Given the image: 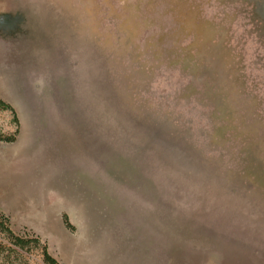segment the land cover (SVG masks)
Segmentation results:
<instances>
[{"label":"rangeland","instance_id":"374dc122","mask_svg":"<svg viewBox=\"0 0 264 264\" xmlns=\"http://www.w3.org/2000/svg\"><path fill=\"white\" fill-rule=\"evenodd\" d=\"M0 99V264H264V0H0Z\"/></svg>","mask_w":264,"mask_h":264},{"label":"trees","instance_id":"16d2710c","mask_svg":"<svg viewBox=\"0 0 264 264\" xmlns=\"http://www.w3.org/2000/svg\"><path fill=\"white\" fill-rule=\"evenodd\" d=\"M0 110H9L13 115V119L16 121V115H15L14 110L1 99H0ZM5 140L8 142H12L14 140V137H8ZM0 229H1V232L6 234V236L12 243V245L17 249L29 250L30 245L35 246V247H40V242L38 239H28V238L16 236L9 229V227L5 225L4 220L3 222H0ZM41 253H42L43 261L45 264H59L51 255L48 254L45 246L41 247Z\"/></svg>","mask_w":264,"mask_h":264}]
</instances>
